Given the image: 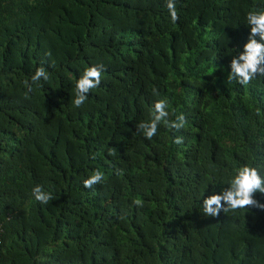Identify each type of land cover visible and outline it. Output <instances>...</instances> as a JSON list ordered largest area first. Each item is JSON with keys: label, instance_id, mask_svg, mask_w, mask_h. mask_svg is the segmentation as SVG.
Wrapping results in <instances>:
<instances>
[{"label": "trees", "instance_id": "1", "mask_svg": "<svg viewBox=\"0 0 264 264\" xmlns=\"http://www.w3.org/2000/svg\"><path fill=\"white\" fill-rule=\"evenodd\" d=\"M175 6L173 23L167 0H0V264H264V210L202 212L239 167L264 178V76L228 80L264 0ZM161 99L185 123L148 140L136 126Z\"/></svg>", "mask_w": 264, "mask_h": 264}, {"label": "clouds", "instance_id": "2", "mask_svg": "<svg viewBox=\"0 0 264 264\" xmlns=\"http://www.w3.org/2000/svg\"><path fill=\"white\" fill-rule=\"evenodd\" d=\"M167 9L171 21L175 23L178 20V14L175 6V0H167ZM246 23L250 27L248 41L243 45V50L238 55L233 56L230 62V72L228 80H236L241 85H248L258 75L264 76V11H249L246 14ZM103 65L86 67L75 82L74 96L72 105L74 108H81L88 99V93L96 89L101 84ZM49 73L44 67L36 69L31 76V84L25 81L28 92L32 91V84H37L41 80L48 81ZM155 94V90H153ZM168 104L166 100H157L153 105L148 120L137 124V131L144 137L151 140L158 131L163 122L167 127L179 130L184 126L185 120L181 115L176 121H169L167 118ZM182 137L177 136L174 143H182ZM115 154V150L110 152ZM103 180V173L96 170L87 179L83 181L86 188H91ZM257 193L264 194V178H262L257 169L247 165L241 166L236 170L227 181V187L219 194H213L203 200L202 212L205 216L218 217L220 212L228 213L245 208H257L264 210V203H261L255 196ZM34 198L42 204H47L53 199L50 192L43 190L41 185L32 189ZM137 206H142L141 201H133Z\"/></svg>", "mask_w": 264, "mask_h": 264}]
</instances>
